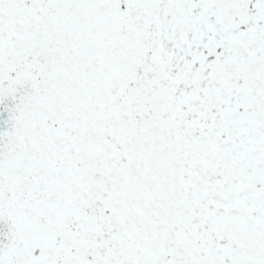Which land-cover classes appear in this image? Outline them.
I'll use <instances>...</instances> for the list:
<instances>
[{
	"label": "snow or ice",
	"instance_id": "snow-or-ice-1",
	"mask_svg": "<svg viewBox=\"0 0 264 264\" xmlns=\"http://www.w3.org/2000/svg\"><path fill=\"white\" fill-rule=\"evenodd\" d=\"M0 264H264V0H0Z\"/></svg>",
	"mask_w": 264,
	"mask_h": 264
}]
</instances>
